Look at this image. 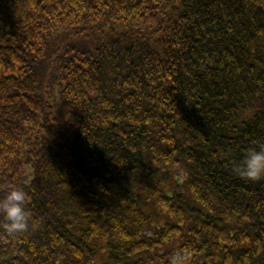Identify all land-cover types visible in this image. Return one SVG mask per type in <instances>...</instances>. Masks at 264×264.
Segmentation results:
<instances>
[{"label": "trees", "instance_id": "obj_1", "mask_svg": "<svg viewBox=\"0 0 264 264\" xmlns=\"http://www.w3.org/2000/svg\"><path fill=\"white\" fill-rule=\"evenodd\" d=\"M185 255L264 264V0H0V264Z\"/></svg>", "mask_w": 264, "mask_h": 264}, {"label": "rangeland", "instance_id": "obj_2", "mask_svg": "<svg viewBox=\"0 0 264 264\" xmlns=\"http://www.w3.org/2000/svg\"><path fill=\"white\" fill-rule=\"evenodd\" d=\"M178 258L182 259V264H189V260H187V255L185 256H177ZM175 257V259L177 258ZM180 260H177V262H179Z\"/></svg>", "mask_w": 264, "mask_h": 264}]
</instances>
